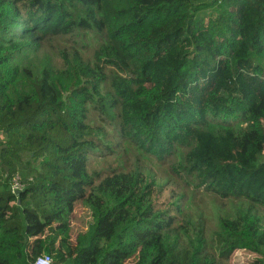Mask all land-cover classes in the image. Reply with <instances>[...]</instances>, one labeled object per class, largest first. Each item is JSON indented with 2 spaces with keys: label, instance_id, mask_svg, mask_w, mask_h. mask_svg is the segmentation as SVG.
Masks as SVG:
<instances>
[{
  "label": "trees",
  "instance_id": "trees-1",
  "mask_svg": "<svg viewBox=\"0 0 264 264\" xmlns=\"http://www.w3.org/2000/svg\"><path fill=\"white\" fill-rule=\"evenodd\" d=\"M105 4L0 0V264H32L31 241L97 199L104 209L73 255L52 254L59 264L135 255L137 264H220L238 250L264 264V224L252 210L264 207V0H163L110 30ZM84 31L102 38L91 58L73 50L39 70L24 62ZM91 108L115 137L91 126ZM121 143L160 164L179 146L185 161L173 172L251 207L221 218L209 241L202 219L177 227L183 197L160 208L161 187L138 165L89 171Z\"/></svg>",
  "mask_w": 264,
  "mask_h": 264
},
{
  "label": "rangeland",
  "instance_id": "rangeland-1",
  "mask_svg": "<svg viewBox=\"0 0 264 264\" xmlns=\"http://www.w3.org/2000/svg\"><path fill=\"white\" fill-rule=\"evenodd\" d=\"M194 1L199 3L206 2V0ZM105 2V6L109 7L107 30H110L136 19L143 7L158 5L163 0H105ZM101 44L102 38L100 36L94 32L84 31L79 37H60L44 43L39 53H30L24 58V62L39 70L50 61L59 64L60 51L72 52L73 50H79L85 58H91ZM108 91H110V83L105 85L104 92ZM90 124L97 131L104 130L111 138L115 137L111 129L112 126L110 127L106 122L102 121L98 112L92 108L90 109ZM118 142L117 139L114 141V143ZM114 151L115 153L111 155H99L92 158L89 171H100L105 176L111 171H133L138 165L140 171L144 172L150 179H154L157 185L161 187L160 195L157 198V205L160 208L170 207L173 201H177V197H183L181 201L183 212L179 216L176 226L185 225L183 222L184 217L191 218L196 223H198L199 219H202L205 228L204 234L208 241L213 238L221 218L236 215L239 211L247 210L251 207V204L246 200L232 198L223 200L207 194L202 189H197L195 175L189 177L183 173L181 178L179 174L173 172L171 170L173 166L183 164L185 161L186 151L179 146L176 147L175 154L164 164H160L153 158L143 155L129 143H121L120 147H116ZM93 208L87 207L83 202L77 203L72 207L70 215L55 221L52 226L45 229L29 245L28 251L31 255V260L43 254H55V256L62 254L67 258L73 255L78 246L77 237L89 231L95 222L96 211L103 210L104 205L97 199L96 208ZM252 210L261 217L264 224V207L255 206ZM180 232L182 233L183 231ZM181 239H184L183 235H181ZM208 246L211 247L209 243ZM209 249L211 250V248ZM258 257L257 254L249 251L238 250L229 260L218 261L220 264H250ZM54 260L56 264L60 263L58 258ZM137 261L138 256L135 255L127 264H137Z\"/></svg>",
  "mask_w": 264,
  "mask_h": 264
},
{
  "label": "built area",
  "instance_id": "built-area-1",
  "mask_svg": "<svg viewBox=\"0 0 264 264\" xmlns=\"http://www.w3.org/2000/svg\"><path fill=\"white\" fill-rule=\"evenodd\" d=\"M208 2H213V1H220V0H206ZM19 188V181L18 179L14 180V188H13V193ZM32 264H54V259L52 254H43L39 257H37Z\"/></svg>",
  "mask_w": 264,
  "mask_h": 264
}]
</instances>
